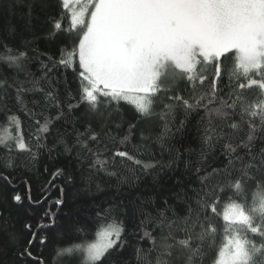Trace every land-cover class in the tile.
<instances>
[{"label":"snow or ice","instance_id":"obj_1","mask_svg":"<svg viewBox=\"0 0 264 264\" xmlns=\"http://www.w3.org/2000/svg\"><path fill=\"white\" fill-rule=\"evenodd\" d=\"M237 4L238 0H0V14L24 21L32 36L24 43L34 45L30 52H19L14 67L32 77L27 62L35 61L41 73L31 80L14 77L11 83L0 79V109L4 115L12 112L6 101L13 88L16 103L24 102L25 93L43 97V103L33 101L40 111L30 110L37 120L35 151L27 160H6V169L39 172L41 156L55 162L75 153L81 164L110 177L119 173L108 171L109 161L114 168L131 163L144 174L159 169L155 182L160 173L178 167L182 153L170 142L189 130L200 144V156L211 152L216 157L217 163L207 167L206 160H185L175 202L165 199L154 213H134L141 218L130 233L137 237L130 256H125L129 245L121 235L126 227L117 216L120 226L108 233L115 239L89 247V260L103 264L108 250L111 264H264V198L256 204L247 196L249 186L264 190V32L257 31L251 45L244 39L230 11ZM89 19L92 29L86 26ZM36 23L42 28L39 33ZM108 29L115 55L102 63L92 46ZM152 31L162 32L163 39L146 46L145 35ZM9 33L15 36V26ZM104 78L114 83L107 95L98 96L97 81ZM121 101L134 106L130 117ZM137 135L141 142L153 140L160 146L159 159L149 151L150 158L143 160L127 149ZM101 152L108 159L101 160ZM43 173H49L47 163ZM64 177L65 169L57 167L41 185L39 197L28 195L31 208L23 226L28 239L18 259L58 264L61 251H68L57 248L51 261L44 257L49 232L58 226V209L65 203L64 184L56 182ZM0 179L11 184L2 172ZM66 183H72L71 175ZM28 188L30 192V184ZM57 191L59 196L50 199ZM22 199L18 193L12 196L17 204ZM117 208L101 207L97 214L111 215ZM32 209L41 211L37 215ZM119 212L127 214L126 209ZM10 239L18 238L12 234ZM76 259L84 264L83 257Z\"/></svg>","mask_w":264,"mask_h":264},{"label":"trees","instance_id":"obj_2","mask_svg":"<svg viewBox=\"0 0 264 264\" xmlns=\"http://www.w3.org/2000/svg\"><path fill=\"white\" fill-rule=\"evenodd\" d=\"M15 26V36L9 33V27ZM35 30L39 33L42 31L41 25L36 23ZM7 41L5 43V38ZM25 40H32V36L25 29L24 21L18 17H9L0 14V79H11L16 77L20 80H31L39 78L41 73L38 71V64L35 61H28V70L34 74L32 77H26L24 73L18 72L14 67V63L19 57L20 51L30 52L32 44L25 45ZM39 47L43 50L45 44L40 42ZM71 59V56L68 57ZM22 59V58H21ZM78 65V57L75 62ZM71 80V75H69ZM31 87V85H26ZM11 97L6 103L12 108V112L8 115L2 113L0 109V172L9 177L11 184L0 179V264H31V261L25 257L18 259L17 253L24 245L27 236L23 235V226L29 219L27 211L31 208L28 203V195L32 198L40 196L41 185L46 183L51 172L57 168L65 169V177L56 181L64 184L65 201L63 207L58 209L57 227L49 232L50 242L46 246L44 257L51 261L54 255L53 250L68 249L67 252L61 251L57 257L58 264H77L78 257H83L82 247L96 240L98 235L103 230L119 227L117 216L124 221L126 231L121 235L128 243V250L125 256L131 255V247L136 242L137 237L130 235L134 229V223L141 218L137 210H145L155 212L156 207H160L165 199L169 203L175 202V194L179 192L177 180L184 176V161L192 160L193 162L206 160L203 165L205 167L217 163L216 157L208 153L206 157L200 156V144L196 139L193 130L185 133L184 137L177 138L174 143L182 153V158L178 167L174 171H164L160 173L158 181L154 182L153 177L157 175L159 169L152 171L149 174H144L138 170L133 164L129 163L126 167L117 165L112 167L109 161L108 171H117L118 176H108L104 171L90 170L85 162L81 164L75 159V153L67 157H61L53 162L48 159L47 155L40 158L38 165L39 172L33 168L31 171L25 168H16L9 170L4 167L6 160L20 161L30 159V151H35V140L38 136L36 128V117L30 115L32 112L40 111L39 107L34 106L33 101H41L43 97L39 94L25 93L21 99L22 104L15 102V89H11ZM101 93L107 95L106 91L96 90L99 96ZM0 90V96H2ZM122 110L130 117L133 105L121 101ZM42 123V121H41ZM154 135V133H153ZM24 144V149H20L19 145ZM143 147H134L140 146ZM127 149L133 151L137 158L148 160L150 151L157 159L161 148L153 140L141 142L139 136L126 145ZM192 148L194 151L187 152L186 149ZM169 157L165 154L164 159ZM100 159H108L107 153L101 152ZM47 163L49 167L48 175L43 173V168ZM71 175L72 183H66L67 176ZM31 185L30 192L28 185ZM13 185L15 187H13ZM20 194L23 199L22 203H15L12 200L14 194ZM59 192H53L50 199L57 198ZM249 202L255 201L259 204L264 198V190L249 186L247 190ZM152 201H155L153 205ZM110 206H118L116 211L109 215L101 213L98 216V210L108 208ZM126 209L127 214L121 215L119 209ZM225 205L221 206V212L224 211ZM37 215L41 209H32ZM35 219L33 218V223ZM12 234H16L17 241L10 239ZM58 234L60 238L58 239ZM115 239V236H112ZM113 239V240H114ZM34 248L33 252L36 253ZM103 259V264H111L113 257L107 256ZM114 255V254H113ZM84 264H97V262L89 263L84 258Z\"/></svg>","mask_w":264,"mask_h":264},{"label":"rangeland","instance_id":"obj_3","mask_svg":"<svg viewBox=\"0 0 264 264\" xmlns=\"http://www.w3.org/2000/svg\"><path fill=\"white\" fill-rule=\"evenodd\" d=\"M233 19L236 21L239 31L244 39L251 45L255 39L257 31L264 32V0H238L236 7L230 10ZM88 29H92V20L89 19L86 22ZM164 34L160 31H152L145 35V45H151L159 43L163 39ZM85 47H88V43L85 42ZM92 54L97 60L102 63H109L114 59L115 50L113 45L112 31L106 30L96 37L95 43L92 46ZM112 79L104 78L97 81V89L100 91H106L113 85ZM96 89V90H97ZM112 232V228L109 230H103L96 240L92 243H88L81 249L86 261L92 263L87 258V249L92 245L103 246L113 240V235H108Z\"/></svg>","mask_w":264,"mask_h":264}]
</instances>
